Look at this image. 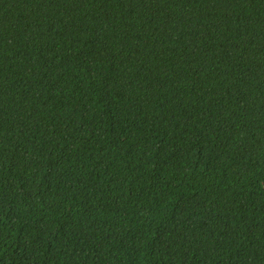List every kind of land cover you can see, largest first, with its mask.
I'll use <instances>...</instances> for the list:
<instances>
[{"label":"trees","instance_id":"trees-1","mask_svg":"<svg viewBox=\"0 0 264 264\" xmlns=\"http://www.w3.org/2000/svg\"><path fill=\"white\" fill-rule=\"evenodd\" d=\"M0 264H264V0H0Z\"/></svg>","mask_w":264,"mask_h":264}]
</instances>
